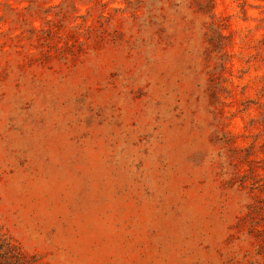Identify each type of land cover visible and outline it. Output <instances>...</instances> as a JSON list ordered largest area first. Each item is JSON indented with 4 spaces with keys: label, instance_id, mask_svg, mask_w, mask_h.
Here are the masks:
<instances>
[{
    "label": "rangeland",
    "instance_id": "obj_1",
    "mask_svg": "<svg viewBox=\"0 0 264 264\" xmlns=\"http://www.w3.org/2000/svg\"><path fill=\"white\" fill-rule=\"evenodd\" d=\"M0 264H264V0H0Z\"/></svg>",
    "mask_w": 264,
    "mask_h": 264
}]
</instances>
